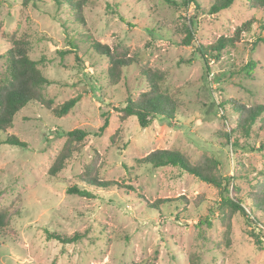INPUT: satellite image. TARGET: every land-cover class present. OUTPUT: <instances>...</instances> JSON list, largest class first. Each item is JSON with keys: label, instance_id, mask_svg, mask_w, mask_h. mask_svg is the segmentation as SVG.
<instances>
[{"label": "rangeland", "instance_id": "374dc122", "mask_svg": "<svg viewBox=\"0 0 264 264\" xmlns=\"http://www.w3.org/2000/svg\"><path fill=\"white\" fill-rule=\"evenodd\" d=\"M201 2L209 7L213 0ZM42 4L37 8L24 6L22 0H0V54L13 38L28 39L30 56L41 61V70L55 82L45 89L47 98L54 100L50 108L30 102L11 127L0 131V210L11 216L0 264H190L193 253L201 255L200 264H264V249L248 234L259 227L249 224L241 213L234 215L230 244L226 242L218 208L226 192L176 167L153 168L138 161L159 148L178 149L192 161L216 155L225 163L224 176L235 177L240 195L250 187L240 175L250 172V180L256 182V174L264 173V149H232L218 136L219 130L236 125L237 113L231 104L225 109L217 104L222 96L246 105L264 103V41L259 40L264 36L260 27L264 9L239 1L210 15L194 5L186 9L166 0H88L84 15L89 32L76 36V49L55 17V0ZM115 7L126 21L114 13ZM192 17L197 19L195 38L186 45L183 25ZM252 17L256 22L251 30L226 48L222 61H211L206 76L196 46L231 35ZM151 25L164 30L155 33L148 29ZM87 34L112 50L124 45L136 54V63L125 68L118 84L106 81L109 61L90 42L81 40ZM188 59L192 62H181ZM251 60L257 65L248 75L242 68ZM144 66L165 71L163 87L181 103L175 118L159 117L148 127H142L136 116L122 120L117 110L129 96L135 99L147 89L141 73ZM3 71L0 59V76ZM77 94L82 98L76 106L67 115L57 116L53 108ZM106 117L109 125L99 133ZM75 128L89 132L85 146L58 177H51L48 170L66 132ZM9 135L28 146L4 143ZM261 140L263 134L250 143L259 148ZM93 162L101 179L123 186L92 188V197L67 193L75 184L88 188L78 176ZM161 198L176 200L160 209L151 206ZM245 205L249 210L250 204ZM213 209V226L203 225L207 239L199 238L198 222ZM45 229L68 234L87 231L88 237L63 245L47 240Z\"/></svg>", "mask_w": 264, "mask_h": 264}, {"label": "trees", "instance_id": "16d2710c", "mask_svg": "<svg viewBox=\"0 0 264 264\" xmlns=\"http://www.w3.org/2000/svg\"><path fill=\"white\" fill-rule=\"evenodd\" d=\"M88 0H55L56 3V19L61 23L67 32L68 41L74 48H78L76 36H83L86 31L89 32L87 22L84 15V6ZM244 1L246 5L256 10L264 9V0H213L209 7H204L201 0H166L170 5L177 7L189 8L194 5L202 14L217 15L224 10L230 9L236 2ZM24 6L32 5L41 8L44 0H22ZM43 5V4H42ZM111 7V4H108ZM114 9V13L118 14L120 19L126 21L124 15ZM201 13H198L199 15ZM256 22L252 17L241 25L236 27L231 35H223L211 44L200 43L196 46V53L204 60L206 76L211 72L210 63L213 60L220 61L227 47L235 46L241 39L245 31H250L253 23ZM197 19L190 18V23L184 24L185 37L182 42L186 45H192L195 38V26ZM132 27V23H128ZM260 27L264 30V22L260 23ZM155 33L164 30L160 26L151 25L148 28ZM76 32L77 35L73 34ZM90 42L94 51L105 56L109 61V66L104 74L106 81L110 85L118 84L123 76L126 67L136 63L135 53H131L130 48L124 45H117L112 50L109 45L94 40L91 35L81 37ZM260 41H264V36H259ZM30 41L24 38H13L12 45L2 54L0 59L3 60L4 71L0 76V131H6L13 125L14 118L30 102H39L50 108L54 100L47 98L45 89L54 84V80L45 76L40 68V60H35L30 56ZM67 52V51H66ZM80 59V58H78ZM222 61V60H221ZM181 62L191 63L192 59L182 60ZM256 61L251 60L242 68L244 72L251 75L256 67ZM232 71L231 65L228 66ZM141 73L147 82V89L139 94L137 98L129 96L124 105L118 106L122 120L130 116H136L142 127H148L154 119L159 117L171 120L175 118L179 112L181 103L178 98L170 95L163 87V81L166 72L157 68L144 66ZM82 95L66 100L65 102L53 108L57 116L67 115L81 100ZM219 108L227 107L231 104L237 113L236 125L228 131H218V136L225 139L224 144L230 145L232 149L242 147L248 150L264 149V140H261L259 148H255L250 143V139L264 135V103L246 105L237 101H233L227 96H222L217 102ZM109 125L108 117L105 118L104 124L99 128V133H103ZM263 131V132H262ZM89 132L82 128H75L66 132V140L64 141L60 151L56 155L51 164L48 173L51 177H58L59 173L66 167L67 162L73 155L80 152L85 146V139ZM114 141V138H112ZM4 143L18 146H28V143L19 139L15 135H9ZM140 163L150 164L153 168H163L172 166L192 174L198 179L210 183L226 194H222L219 210L221 219L225 226L224 236L226 242L230 244L232 221L236 213H241L247 218L249 224L259 227V231L254 229L248 231L258 248L264 249V173L258 172L254 178L256 182H252L250 174L246 173L240 178L247 179L250 187L246 194H241V187L233 181L235 177L224 176L225 163L216 155H203L199 160L192 161L184 152L178 149L159 148L151 151L146 156L139 158ZM260 173V174H259ZM78 178L86 184L88 188H81L77 184L67 188L69 194H79L84 197L94 196L92 188L110 189L114 186H123L114 180H103L99 176V169L96 162L85 165L84 170L79 174ZM232 186V190L230 189ZM181 199V198H180ZM183 199V197H182ZM176 200V199H175ZM174 199L161 198L151 203L154 208L160 209L163 205H169ZM245 203L250 204L247 210ZM216 208V207H213ZM211 214H206L200 218L198 222V237L207 239L206 231L203 225L208 228L213 226L212 217L215 210H210ZM11 222L10 213L7 210H0V250L2 248L3 239L9 237V225ZM47 240H55L63 245L76 244L82 242L88 237L87 231H76L72 234L51 231L45 229ZM201 255L193 253L190 258V264H200Z\"/></svg>", "mask_w": 264, "mask_h": 264}]
</instances>
